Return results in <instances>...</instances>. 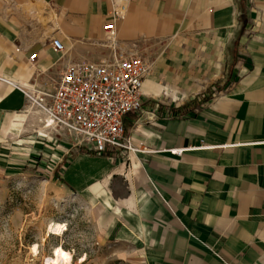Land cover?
Here are the masks:
<instances>
[{
  "label": "crops",
  "instance_id": "crops-1",
  "mask_svg": "<svg viewBox=\"0 0 264 264\" xmlns=\"http://www.w3.org/2000/svg\"><path fill=\"white\" fill-rule=\"evenodd\" d=\"M37 1L55 13L54 25L18 42L0 38V162L11 165L29 159L1 150L28 94L23 79L8 92L7 80L25 69L8 65L9 52L26 68L28 54H38L30 82L46 74L57 82L67 66L112 57L103 29L111 0ZM123 1L117 48L160 56L149 75L193 92L180 104L168 98L176 107L196 97L211 73L222 74L221 90L197 115L179 119L155 111L157 99L144 89V112L128 118L137 116L127 136L134 152L98 156L69 142L60 178L83 196L101 197L108 237L140 246L147 264H264V0H247L246 10L241 0ZM54 38L63 53L51 47ZM200 38H210L207 52L193 44Z\"/></svg>",
  "mask_w": 264,
  "mask_h": 264
},
{
  "label": "rangeland",
  "instance_id": "rangeland-1",
  "mask_svg": "<svg viewBox=\"0 0 264 264\" xmlns=\"http://www.w3.org/2000/svg\"><path fill=\"white\" fill-rule=\"evenodd\" d=\"M32 8L35 13L31 12ZM54 16L43 1L0 0V38L18 42L16 38L20 34L29 36L33 29L46 32L54 25ZM209 39H196L193 44L201 53L207 52ZM140 51L137 54L147 59L150 73H155L153 63L160 60V56ZM8 55L13 57L8 65L15 71L21 67L27 69L15 51ZM156 73L161 85L167 86L164 77ZM55 77L46 74L41 81L32 79L33 99L27 98V106L21 113L24 115L21 131L10 135L9 142L4 143L7 148H1H11L12 153L27 155L29 159L26 164L0 162V264H45L56 246L72 254L70 264H147L141 260L140 246L135 249L134 245L121 243L115 236L108 237L99 217L102 198L81 195L82 191L67 186L59 176L61 165L70 159V151L62 155L64 148H69V142L74 146L75 140L69 141L68 135L47 125L49 95L55 88ZM208 78L211 82L199 94L215 86L222 74L214 77L211 73ZM154 103L176 106L168 98L154 100L151 104ZM73 148L81 150L83 147ZM57 154L63 156L60 165ZM55 222L66 225L61 235L49 231V226ZM34 246L36 251H33Z\"/></svg>",
  "mask_w": 264,
  "mask_h": 264
},
{
  "label": "built area",
  "instance_id": "built-area-1",
  "mask_svg": "<svg viewBox=\"0 0 264 264\" xmlns=\"http://www.w3.org/2000/svg\"><path fill=\"white\" fill-rule=\"evenodd\" d=\"M127 4L111 0L110 19L103 26L112 50L109 60L79 62L63 69L49 95L48 116L53 127L83 147L103 155L108 152H134L126 135V120L144 112V82L150 72L147 60L135 52L117 48L118 25L125 20ZM51 47L64 52L59 39ZM20 52V48L17 49ZM37 53H29L27 69L37 71ZM159 104H155V111ZM155 117V113L152 112Z\"/></svg>",
  "mask_w": 264,
  "mask_h": 264
},
{
  "label": "bare ground",
  "instance_id": "bare-ground-1",
  "mask_svg": "<svg viewBox=\"0 0 264 264\" xmlns=\"http://www.w3.org/2000/svg\"><path fill=\"white\" fill-rule=\"evenodd\" d=\"M31 12L35 13L33 8ZM55 18H56V15L54 16V19ZM186 73H187L186 69H183V70L181 69V76H185ZM32 74H33L32 71L23 69L22 72H19L18 74L19 77H17L15 80H7L8 92L13 89V87L16 85V82L18 80L23 79L26 82L25 88L28 89V92H27L28 100H32L34 90L32 88L31 82L29 81ZM143 89H145L146 92L150 96H153L156 99L171 98L178 104L183 102L188 97L189 94L193 93V92H180L174 88L171 89L170 87H162L159 83H157V81H155L153 76L149 74L147 76L146 82L144 83ZM23 121H24V115L19 114L12 125L11 132H10L11 136L18 134L21 131V125ZM47 125L49 127H53V120L50 117L47 118ZM65 230H66V225L63 223L55 222L49 226L50 233L54 235H61ZM36 250L37 248L36 246H34L33 251H36ZM140 253L142 255V258H141L142 262L146 263L147 258H146L145 252L140 251ZM72 259L73 257L70 252L66 251L61 246H56L53 249L52 256L48 257L45 260V264H70L72 262Z\"/></svg>",
  "mask_w": 264,
  "mask_h": 264
},
{
  "label": "trees",
  "instance_id": "trees-1",
  "mask_svg": "<svg viewBox=\"0 0 264 264\" xmlns=\"http://www.w3.org/2000/svg\"><path fill=\"white\" fill-rule=\"evenodd\" d=\"M246 1L247 0H241V6H244L246 10ZM220 84L221 82H217L215 86L209 87L204 93L198 94L196 97L190 99L184 104H181L179 106H163L159 105V113L166 110L168 115L170 117H176L179 119H187L189 117L195 116L198 114V112L202 109V107L209 102L214 95L217 93V91H220ZM137 119V116H131L130 119L126 120L125 127H126V135L128 136L131 128L133 127L134 121ZM83 152L87 154H93L97 155L95 152L88 150L86 148L81 149ZM109 152L103 155H98V156H109ZM63 181V180H62ZM67 186L69 184L66 183ZM70 187V186H69Z\"/></svg>",
  "mask_w": 264,
  "mask_h": 264
}]
</instances>
